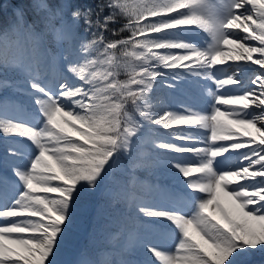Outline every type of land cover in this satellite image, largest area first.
<instances>
[{
	"label": "snow or ice",
	"instance_id": "obj_1",
	"mask_svg": "<svg viewBox=\"0 0 264 264\" xmlns=\"http://www.w3.org/2000/svg\"><path fill=\"white\" fill-rule=\"evenodd\" d=\"M28 7L10 4L0 35V71L21 69L37 106L13 111L0 100V135L11 140L0 157V264H104L70 245L120 203L132 232L109 264L264 256V0H33L31 21ZM39 23L55 33V50ZM252 65L249 88L239 74ZM186 85L206 97L197 110L173 95ZM145 149L187 178L186 189L143 184L138 193ZM117 167L127 180L113 176Z\"/></svg>",
	"mask_w": 264,
	"mask_h": 264
},
{
	"label": "trees",
	"instance_id": "obj_2",
	"mask_svg": "<svg viewBox=\"0 0 264 264\" xmlns=\"http://www.w3.org/2000/svg\"><path fill=\"white\" fill-rule=\"evenodd\" d=\"M72 4H74L77 7L80 8H88V7H95L97 3L100 2V0H70ZM33 3V0H0V5L3 7L0 8V35H2L7 29V22L10 19V9L9 5L10 4H19V5H25L29 6L26 10L28 12V20H34L36 19V13H34L31 9V5ZM5 9H9L8 12H5ZM107 9H105V14H107ZM42 15V14H41ZM126 17L122 18L119 24H110L109 28H118L122 27L124 23H126ZM55 25L58 24V21L53 22ZM36 31L38 32H44L45 36V43L46 46L49 44L50 49L55 50L57 45L56 36L55 33L52 31H48L45 29V26L43 23H39L36 26ZM80 34L85 37L87 40H90L91 34L85 30V27L83 25V22L80 24L79 28ZM109 37V39H112L111 33H105ZM127 33H121V37L126 36ZM9 69H5L0 71V100H7L8 102L13 101L15 98V92L18 89V83L14 81V78L9 75ZM52 73H54L52 71ZM17 79V77H15ZM21 82V81H19ZM15 104H19L20 106H29L26 103H20L22 101L16 100ZM22 104V105H21ZM150 161V165L148 167H151L152 160L148 159ZM127 161L124 162V165H127ZM156 169L155 166H152ZM139 169V168H138ZM135 171V176L137 179V192L140 193L143 188V184L147 185H159L162 183L168 184L169 181H166V178H163L162 176H156L155 174L150 175L151 170H148L149 173H144L142 171ZM128 176H126V180ZM156 182V183H155ZM127 205L125 203H120L118 204L115 208H109L106 211L105 218L100 220L98 223V227L104 228L102 233L98 234H92L90 233L89 230L85 233V235L82 238V245L81 247H84L88 250L90 256L92 259L99 261H103L104 264H109L110 261L116 259L118 256V253H122L123 250H117L115 245H113V241L115 242L116 239L115 237H121V233H125L126 229H132V225L125 219V216L127 214ZM147 220L148 218H144ZM108 229H112L111 237L112 241L108 240ZM139 230V229H138ZM114 239V240H113ZM79 246V245H78ZM108 250V251H107ZM110 253V255L108 254ZM261 256V255H258ZM262 261H264V256L258 258V260L252 261V264H259Z\"/></svg>",
	"mask_w": 264,
	"mask_h": 264
},
{
	"label": "rangeland",
	"instance_id": "obj_3",
	"mask_svg": "<svg viewBox=\"0 0 264 264\" xmlns=\"http://www.w3.org/2000/svg\"><path fill=\"white\" fill-rule=\"evenodd\" d=\"M59 24V22H58ZM57 24V26H58ZM201 32V35H206L202 32V30H198ZM57 42V40H55ZM50 44V43H49ZM49 44H47V47H50ZM253 44V43H252ZM57 45H58V42H57ZM57 48V47H56ZM9 75H11L12 78H14V81L16 83H18V89L16 90L15 92V98L13 99V101H10L9 102V105H10V108L15 111L17 110L18 108L23 110V111H27V112H35L36 111V104L34 103V100H33V97L31 95H28L27 93L31 91V89L29 88V85L25 79V74L24 72L19 69V68H11L9 69ZM241 74V73H240ZM253 74V73H252ZM252 74L250 75H247L246 77H243V78H240L241 80H243L242 82H247L248 81V77H250ZM47 76L49 79H53L54 78V73H52V70L49 69L48 72H47ZM15 77H17V79H15ZM124 78V77H122ZM21 81V82H19ZM247 86L248 87H254L252 86V84L250 82H247ZM159 97L164 100V101H169L170 97H169V90L164 87V88H161L159 93H158ZM175 95V93L173 94ZM176 96V95H175ZM20 100L22 102L20 103H26L27 105H29V109H27L26 107H22L20 106L19 104H15V103H18V102H15L16 100ZM176 99L179 103H183L186 105V103H184L182 100L183 98L180 97V99L176 96ZM22 105V104H21ZM172 107H176V104L173 103L171 105ZM260 109H257V112H259ZM260 126V125H258ZM158 127V126H157ZM165 131H169V130H165ZM254 131V130H253ZM244 139H247V138H244ZM11 143V140L9 138H5L4 136L0 135V157L2 155H4V151L5 149L7 148V146ZM253 147L255 145H252ZM146 151H148L150 153V155L147 157V159H151L152 160V163L151 165L152 166H155L156 169L154 167H148V166H145V167H141L139 168L137 171H142L144 173H149L148 170H151V172L153 173H149L150 175L152 174H155L156 176H162L163 178H166V181H171V179L173 180L172 184L168 183H162V184H159L158 186L162 189H168V190H172V189H177V188H180V189H186V185H184V180L187 179V178H184L182 177L181 175H178V174H174L175 173V170H170L168 168V166L165 164V162L163 161H160L159 162H156V158H154L155 154H152L150 149H145ZM168 155H172L170 153H168ZM162 159H164L163 157H161ZM127 160L125 159L123 161V164L124 162H126ZM9 173V175L11 176V172L10 170L7 171ZM7 176V175H6ZM113 176L115 177H118V178H122V179H125L126 180V174L124 172V170L121 168V167H117L116 169L113 170ZM14 178V177H13ZM128 178V177H127ZM156 183V182H155ZM152 186H157V184L155 185H152ZM87 230H89V232L92 234H98V233H102L101 231L104 230V228L102 227H98V225L95 227V229L93 230V228H90L87 224L85 225H82L81 227H79L77 230H76V235L74 236L73 238V244L70 245V248H73V249H77V248H80L81 245H82V238L83 236L85 235V233L87 232ZM108 235L110 237H108V240L109 241H112V237H111V233H112V229H108ZM132 232V229H126V232L125 233H121V237H115L114 239L115 242L113 241V245H115V247H119L120 249H124L125 245L128 243L129 239H130V233ZM113 239V240H114ZM80 247H79V246ZM108 251V250H107ZM259 254H257L256 256L252 257V261L254 260H258V258L262 257V256H258ZM71 258V257H69ZM119 257L117 256V259ZM137 259H141V260H150V259H153V257L147 255L146 253H144L143 251H140L137 253ZM259 264H264V261H262L261 263Z\"/></svg>",
	"mask_w": 264,
	"mask_h": 264
},
{
	"label": "bare ground",
	"instance_id": "obj_4",
	"mask_svg": "<svg viewBox=\"0 0 264 264\" xmlns=\"http://www.w3.org/2000/svg\"><path fill=\"white\" fill-rule=\"evenodd\" d=\"M239 31V30H237ZM248 43L250 44H256L257 42L255 41H249ZM229 63H235V64H251V62L248 61H236V62H229ZM259 66H255L252 65L251 68L246 69L244 72H242L240 75V78L246 77L247 75H250L253 73V70L258 69ZM243 81V80H241ZM201 83H207L210 87H212L213 90H215V85L211 82V81H204L203 79H201ZM254 86V85H252ZM230 88H239V85H232V86H227ZM248 87V86H247ZM255 87V86H254ZM251 88V87H249ZM175 95L180 99V97L183 98V102L186 103V105H191V107L193 108V110H197L200 107H202L204 105V100L206 99V97L204 96L202 90H199L197 88H195L194 86H189L186 85L183 89L182 92L180 93H175ZM181 100V99H180ZM181 127H185V128H189V129H193L194 126H181ZM177 142H181V141H177ZM199 146H203V145H199ZM172 155H175L174 153H170ZM227 155V154H226ZM243 163H247L246 161Z\"/></svg>",
	"mask_w": 264,
	"mask_h": 264
}]
</instances>
